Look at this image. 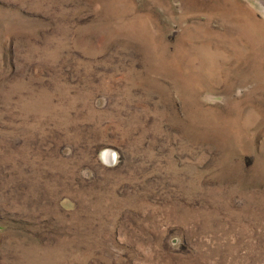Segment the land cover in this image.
Returning <instances> with one entry per match:
<instances>
[{
    "label": "rangeland",
    "instance_id": "374dc122",
    "mask_svg": "<svg viewBox=\"0 0 264 264\" xmlns=\"http://www.w3.org/2000/svg\"><path fill=\"white\" fill-rule=\"evenodd\" d=\"M0 264H264V0H0Z\"/></svg>",
    "mask_w": 264,
    "mask_h": 264
},
{
    "label": "bare ground",
    "instance_id": "6f19581e",
    "mask_svg": "<svg viewBox=\"0 0 264 264\" xmlns=\"http://www.w3.org/2000/svg\"><path fill=\"white\" fill-rule=\"evenodd\" d=\"M110 155H111V154H110V153H108V156H109V158H110ZM111 156H112V155H111Z\"/></svg>",
    "mask_w": 264,
    "mask_h": 264
}]
</instances>
